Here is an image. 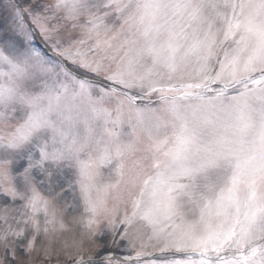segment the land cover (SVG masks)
Masks as SVG:
<instances>
[{
  "label": "snow or ice",
  "instance_id": "snow-or-ice-1",
  "mask_svg": "<svg viewBox=\"0 0 264 264\" xmlns=\"http://www.w3.org/2000/svg\"><path fill=\"white\" fill-rule=\"evenodd\" d=\"M5 11L0 264H264V0Z\"/></svg>",
  "mask_w": 264,
  "mask_h": 264
},
{
  "label": "rangeland",
  "instance_id": "rangeland-1",
  "mask_svg": "<svg viewBox=\"0 0 264 264\" xmlns=\"http://www.w3.org/2000/svg\"><path fill=\"white\" fill-rule=\"evenodd\" d=\"M17 2L24 3L25 0H17ZM8 3L9 0H0V17L7 15V12L5 10L7 8ZM93 251L94 250H90L89 254H93ZM149 251H151V249H149ZM73 252H75V249H69L67 254L61 252L59 255L54 256L50 261H48V264H67L69 262L72 263L69 257ZM34 259L40 260L43 259V257H37L34 255Z\"/></svg>",
  "mask_w": 264,
  "mask_h": 264
}]
</instances>
